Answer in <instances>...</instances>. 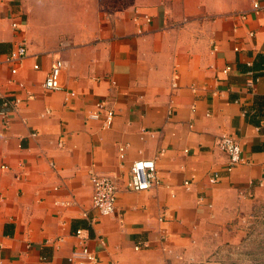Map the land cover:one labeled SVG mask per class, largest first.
<instances>
[{
    "label": "crops",
    "instance_id": "obj_1",
    "mask_svg": "<svg viewBox=\"0 0 264 264\" xmlns=\"http://www.w3.org/2000/svg\"><path fill=\"white\" fill-rule=\"evenodd\" d=\"M20 44L0 62V104L21 99L0 115V264H72L83 245L98 264H191L260 199L264 0H0V58ZM222 134L241 147L231 170ZM144 158L160 182L126 189ZM91 173L117 180L113 213L92 206Z\"/></svg>",
    "mask_w": 264,
    "mask_h": 264
},
{
    "label": "built area",
    "instance_id": "obj_2",
    "mask_svg": "<svg viewBox=\"0 0 264 264\" xmlns=\"http://www.w3.org/2000/svg\"><path fill=\"white\" fill-rule=\"evenodd\" d=\"M253 9L255 12L261 10V6L257 1H254ZM244 17V15H242ZM149 20L148 17H146ZM16 27L17 23L12 24ZM27 53L26 46L23 44L17 45L8 54L0 58V62H18ZM65 62L60 58H56L53 62L50 70L46 74L42 86L46 90H57L61 88L59 77ZM37 66V65H35ZM229 66L224 68L227 71ZM11 72H16V67L11 68ZM21 102L19 98H7L4 97L0 104V115L6 116L11 110H15L18 104ZM97 107L104 108V103L99 101L96 103ZM91 118H97L98 113L92 112ZM113 117V110L111 108L106 109L105 120L109 121ZM216 145L227 155L226 169L231 170L234 166L242 161L241 147L239 142L228 134H222L216 139ZM126 145L118 146V156L123 159ZM216 176L210 180L215 181ZM90 181L92 184V206L98 211L99 214L107 215L111 214L115 210L117 196L119 192V185L115 177L109 174L91 173ZM160 182L157 175L156 161L152 158H144L134 160L129 165V177L125 180L124 186L128 190L139 191L150 188L153 185H157ZM68 202H65L67 204ZM82 230L77 229L75 235L81 236ZM72 264H98L97 256L94 252L83 245L78 249L71 252L68 257Z\"/></svg>",
    "mask_w": 264,
    "mask_h": 264
},
{
    "label": "rangeland",
    "instance_id": "obj_3",
    "mask_svg": "<svg viewBox=\"0 0 264 264\" xmlns=\"http://www.w3.org/2000/svg\"><path fill=\"white\" fill-rule=\"evenodd\" d=\"M235 219L196 245L191 264H264V192Z\"/></svg>",
    "mask_w": 264,
    "mask_h": 264
}]
</instances>
